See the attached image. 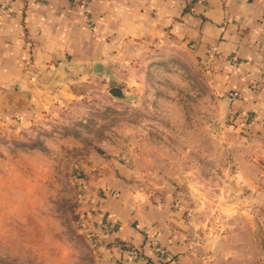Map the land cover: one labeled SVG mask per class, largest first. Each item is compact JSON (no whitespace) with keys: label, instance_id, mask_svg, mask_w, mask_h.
Segmentation results:
<instances>
[{"label":"crops","instance_id":"0c3cea01","mask_svg":"<svg viewBox=\"0 0 264 264\" xmlns=\"http://www.w3.org/2000/svg\"><path fill=\"white\" fill-rule=\"evenodd\" d=\"M76 1L12 0L0 9V115L31 121L95 81L127 94L151 64L180 65L182 56L203 67L225 115L238 111L222 145L221 193L238 195L225 207L236 215L222 218L230 232L205 241L181 192L150 191L134 167L111 158L85 182L83 223L100 239L93 264H264V0H90L89 22ZM97 62L108 72L96 75ZM237 89L246 93L232 103L225 93ZM153 236L166 260L147 249ZM127 246L147 260L132 262Z\"/></svg>","mask_w":264,"mask_h":264},{"label":"rangeland","instance_id":"374dc122","mask_svg":"<svg viewBox=\"0 0 264 264\" xmlns=\"http://www.w3.org/2000/svg\"><path fill=\"white\" fill-rule=\"evenodd\" d=\"M180 59L151 64L125 100L95 81L31 121L0 115V264H93L85 182L111 158L150 191L181 192L205 241L230 232L238 195L220 185L233 125L203 67Z\"/></svg>","mask_w":264,"mask_h":264},{"label":"built area","instance_id":"2783aa9c","mask_svg":"<svg viewBox=\"0 0 264 264\" xmlns=\"http://www.w3.org/2000/svg\"><path fill=\"white\" fill-rule=\"evenodd\" d=\"M11 2H12V0H0V9L6 7ZM76 2L79 3L84 8L85 19H86V21L89 22L90 19H89V16H88L87 8H88V4H89L90 0H77ZM212 50H215V48L213 47ZM250 88L251 89H257L258 88V83H253L250 86ZM245 93H246L245 89H242V90H240V89L231 90V91H228L227 93H225V97L229 101L234 103L236 100L243 99ZM237 112L238 111H235V113H237ZM235 113H232L229 116V120H230L231 124L234 125V126L236 125V118H237ZM250 118H251V115H245L244 120L247 122L248 120H250ZM243 127L245 128V124H244ZM113 228H114L113 224H109V225L106 226V229L108 231L113 230ZM87 237H88L90 243H92V245L94 247H97L99 245L100 239L95 233L90 231V232L87 233ZM146 247L158 259L166 260L168 258L166 250L161 246V244H160V242H159L157 237H154V236L153 237H149V240L147 242V246ZM126 253L128 255V258L134 263L141 262L142 260H147V257H148L146 255L144 249L139 248V247H135V246H127L126 247Z\"/></svg>","mask_w":264,"mask_h":264},{"label":"water","instance_id":"95a60500","mask_svg":"<svg viewBox=\"0 0 264 264\" xmlns=\"http://www.w3.org/2000/svg\"><path fill=\"white\" fill-rule=\"evenodd\" d=\"M94 72L96 75H102L108 72V69L102 62H97L94 67ZM108 93L113 98L123 100L128 99V95L125 93L124 89L119 85H112L110 88H108ZM228 115L229 114H227L226 116L228 117Z\"/></svg>","mask_w":264,"mask_h":264}]
</instances>
